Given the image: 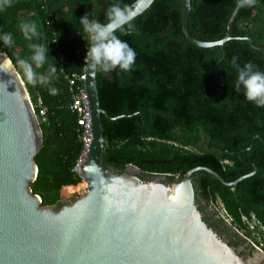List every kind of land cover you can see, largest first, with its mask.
Instances as JSON below:
<instances>
[{
  "label": "trees",
  "instance_id": "1",
  "mask_svg": "<svg viewBox=\"0 0 264 264\" xmlns=\"http://www.w3.org/2000/svg\"><path fill=\"white\" fill-rule=\"evenodd\" d=\"M134 1L12 0L11 7L0 11V35L11 33L14 40L12 47L0 40V52L21 79L15 61L31 55L29 43L42 44L47 50L39 73H46L49 65L58 69L50 86H32L22 79L43 140L34 159L36 179L29 184L34 195L57 191L59 200L68 201L81 181L71 169L82 151V129L77 115L69 110L71 96L61 73V68L69 74L85 67L89 44L80 20L88 14L106 23L110 5L124 8ZM235 5L236 0H190V36L201 42L221 40ZM48 17L54 21L52 28L46 25ZM32 21L40 36L26 41L19 25ZM133 24L135 31L130 35L116 33L136 52L132 70L117 68L95 76L100 108L116 118H101L104 165L122 170L131 164L145 176L167 175L170 180L207 167L230 183L251 173L252 164L255 174L232 188L203 172L195 173L192 182L196 194L209 204L216 200L222 204L233 225L253 218L264 231V108L248 102L243 88L236 91L238 72L233 66L236 58L240 67L251 62L264 72V0L238 11L231 39L222 50L197 48L185 39L179 0H155ZM54 37L62 46V62L52 45ZM49 87H56L59 95H50ZM38 99L46 109L45 123L38 115ZM256 135L261 140L256 139L239 159V152Z\"/></svg>",
  "mask_w": 264,
  "mask_h": 264
},
{
  "label": "water",
  "instance_id": "2",
  "mask_svg": "<svg viewBox=\"0 0 264 264\" xmlns=\"http://www.w3.org/2000/svg\"><path fill=\"white\" fill-rule=\"evenodd\" d=\"M154 1L135 0L127 8L136 18ZM179 1L185 39L197 48L222 50L239 10L233 9L221 40L201 42L187 29L190 0ZM5 61L10 63L0 70V264H264V252L198 200L192 182L203 172L232 188L253 176L256 167L247 163L252 172L229 183L207 167L170 180L145 176L131 164L122 170L104 165L101 118H116L100 108L96 71L87 58L83 88L90 142L79 170L85 192L42 206L29 187L37 175L34 159L43 146L42 133L20 75L0 52V66ZM256 139L261 140L254 136L239 159Z\"/></svg>",
  "mask_w": 264,
  "mask_h": 264
},
{
  "label": "clouds",
  "instance_id": "3",
  "mask_svg": "<svg viewBox=\"0 0 264 264\" xmlns=\"http://www.w3.org/2000/svg\"><path fill=\"white\" fill-rule=\"evenodd\" d=\"M256 3L257 0H236L235 10L254 8ZM11 6L12 0H0V11H5ZM105 16L106 23L90 19L88 14H85L80 20L89 44L86 58L94 71L102 72L105 75L117 68L121 72H130L136 60V52L127 42L118 38L116 33L119 31L122 34L130 35L134 32L133 20L135 16L127 7L122 8L118 4L110 5ZM19 28L26 41H32L33 38L40 36L38 26L34 21L22 22ZM0 40L5 47H12L14 44L11 33L0 35ZM28 48L31 55L24 58L17 57L15 67L22 73L28 84L50 86L57 76V67L49 65L46 73H39L37 70L43 68L46 62L47 50L38 43H29ZM9 63L5 61L0 66V70L8 68ZM233 66L238 72V79L235 81L236 91L239 92L243 88L248 102L264 108V72L256 70L251 62L240 67L236 63V58L233 59ZM49 94L59 95V90L56 87H49Z\"/></svg>",
  "mask_w": 264,
  "mask_h": 264
},
{
  "label": "built area",
  "instance_id": "4",
  "mask_svg": "<svg viewBox=\"0 0 264 264\" xmlns=\"http://www.w3.org/2000/svg\"><path fill=\"white\" fill-rule=\"evenodd\" d=\"M54 21L48 17V20L46 21L47 27L52 28ZM52 45L54 50L56 51V54L58 56L59 62L63 61V54H62V46L54 37L52 39ZM61 73L63 74L64 79L67 82L68 86V93L70 94V104H69V110L72 113H75L77 115V126L78 128L82 129V134L80 137V140L82 142V151L71 169V172L74 174V176H79V170L81 166L82 158L85 155V134L89 131V111L87 106V96L84 92L83 83L85 81V73L84 68L81 72H72V73H64L63 69L61 68ZM37 108H38V115L41 117L42 120H45L46 116V109L42 106L41 101L38 99L37 101Z\"/></svg>",
  "mask_w": 264,
  "mask_h": 264
},
{
  "label": "rangeland",
  "instance_id": "5",
  "mask_svg": "<svg viewBox=\"0 0 264 264\" xmlns=\"http://www.w3.org/2000/svg\"><path fill=\"white\" fill-rule=\"evenodd\" d=\"M22 79L24 77L22 76ZM45 123V120H42ZM85 192V185L80 181L76 189L71 193V197H79L82 193ZM71 198V199H72ZM42 201V206L50 207L54 206L58 201L57 191H51L44 193L43 197H40ZM69 201V200H68ZM211 209L242 239H245L253 248H260L264 252V231L258 225V223L251 218L246 220L242 218L241 226H236L232 224L231 218L226 214L222 204L216 200L213 204H209Z\"/></svg>",
  "mask_w": 264,
  "mask_h": 264
},
{
  "label": "bare ground",
  "instance_id": "6",
  "mask_svg": "<svg viewBox=\"0 0 264 264\" xmlns=\"http://www.w3.org/2000/svg\"><path fill=\"white\" fill-rule=\"evenodd\" d=\"M84 142H85V145H86L84 151L86 152V148L88 147L89 142H90V131H88L85 134V140H84ZM258 249H260V248H258Z\"/></svg>",
  "mask_w": 264,
  "mask_h": 264
},
{
  "label": "flooded vegetation",
  "instance_id": "7",
  "mask_svg": "<svg viewBox=\"0 0 264 264\" xmlns=\"http://www.w3.org/2000/svg\"><path fill=\"white\" fill-rule=\"evenodd\" d=\"M196 198L210 207L209 203L205 201L199 194H196ZM211 208V207H210ZM245 240V239H244Z\"/></svg>",
  "mask_w": 264,
  "mask_h": 264
}]
</instances>
